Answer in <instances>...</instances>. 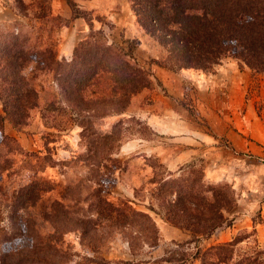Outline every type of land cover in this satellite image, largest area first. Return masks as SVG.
Returning <instances> with one entry per match:
<instances>
[{"label":"rangeland","instance_id":"obj_1","mask_svg":"<svg viewBox=\"0 0 264 264\" xmlns=\"http://www.w3.org/2000/svg\"><path fill=\"white\" fill-rule=\"evenodd\" d=\"M64 1L82 22L54 13L53 0H12L17 16L0 25V41L20 31L25 49L116 44L151 84L116 111L94 85L76 100L62 68L24 69L38 92L26 124L15 127L0 100V264H177L166 256L202 264L196 252L213 239L161 241L158 222H170L160 187L173 182L196 183L207 196L233 189L236 203L224 212L231 225L221 227L235 224L238 252L264 248V72L234 56L212 69L173 66L165 30L141 25L145 0H118L128 12L111 8L116 24L80 7L85 0ZM58 56L71 61L74 51ZM130 205L155 219L156 246L145 243L143 221L118 220L129 218Z\"/></svg>","mask_w":264,"mask_h":264},{"label":"trees","instance_id":"obj_2","mask_svg":"<svg viewBox=\"0 0 264 264\" xmlns=\"http://www.w3.org/2000/svg\"><path fill=\"white\" fill-rule=\"evenodd\" d=\"M145 3L141 6L145 15L141 25L148 31L151 27L165 30L163 37L171 42L169 52L174 58L173 66L212 69L224 57L234 56L252 70L264 72V0H145ZM6 36L0 41V73L4 77L0 83V100L15 127L26 124L29 111L38 101V92L23 73L30 63H36L41 69L62 68L66 72L62 74L66 76V86L78 94L79 97L74 98L81 102L84 100L80 94L87 87H100L101 91L108 92V96H100L101 102L116 111L123 110L133 93L151 84L133 54L116 44L97 45L93 50L84 47L87 41H83L75 47L74 58L68 61L59 59L56 46L50 45L44 50L25 49L28 37L20 31ZM96 101L88 100L89 104ZM3 120L0 117V124ZM1 134L4 139H11L3 130ZM195 184L184 187L176 182L165 183L160 187L159 197L166 219L188 230L191 241L198 242L210 237L223 224L231 225L224 212L233 207L236 196L228 186L213 187L207 196ZM128 202L123 200L121 204L129 205ZM129 208L132 212L129 218L123 216L118 220L135 224L143 221L145 243L156 246L159 230L153 216L131 205ZM241 241L236 237L205 250L198 249L196 257L202 264H264V248L238 252ZM161 261L187 264L188 258L174 261L166 256Z\"/></svg>","mask_w":264,"mask_h":264},{"label":"crops","instance_id":"obj_3","mask_svg":"<svg viewBox=\"0 0 264 264\" xmlns=\"http://www.w3.org/2000/svg\"><path fill=\"white\" fill-rule=\"evenodd\" d=\"M79 6L87 10L96 11L101 15H107L106 17H108V20L110 21L114 17V14L110 13L111 8H116L117 10L124 9L123 11H125L126 13L128 12L125 5L118 0H85L80 2ZM52 9L56 14L59 13L65 18H71V24H79L83 21L81 20V17L72 16V10L68 5L65 4L64 0H53ZM16 16L17 14L13 9L12 0H0V25L6 22L8 19H12ZM96 22H98L97 19ZM112 23L116 24L114 20H112ZM62 43L59 45L58 50L61 53L62 57L69 59L73 55L76 43H74L73 45H69L68 40L65 41L64 44ZM234 225L233 227L228 226V228L226 229L219 227L210 237L204 240L213 239V241L211 242L212 244L231 241L233 240L236 231ZM158 226L159 230L161 231V241L163 243L173 240L183 241L191 238V234L188 231L183 230L165 221L158 222ZM215 238H217V240H215Z\"/></svg>","mask_w":264,"mask_h":264}]
</instances>
